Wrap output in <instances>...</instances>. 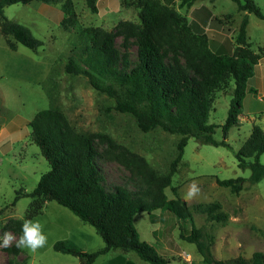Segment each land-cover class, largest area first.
I'll list each match as a JSON object with an SVG mask.
<instances>
[{
	"label": "rangeland",
	"instance_id": "obj_1",
	"mask_svg": "<svg viewBox=\"0 0 264 264\" xmlns=\"http://www.w3.org/2000/svg\"><path fill=\"white\" fill-rule=\"evenodd\" d=\"M32 0L27 3H13L4 6V16L29 28L41 41L37 48H29L17 42L12 35L4 34L0 20V234L4 223L10 219H23L31 197L22 196L14 201L16 191H31L40 175L49 165L38 146L31 140L29 121L34 114L45 108L61 110L76 131L108 134L115 142L142 155L155 169L166 172L176 153L180 135L154 128L142 132L135 119L128 113L113 109L115 97L95 89L85 74H71L65 71L69 58L84 69L83 43L79 40L82 26L101 27L113 30L120 20L139 23V0H97V11L91 12L85 0H72L78 23L63 27L60 4ZM167 8L176 11L179 27L195 39L221 33L233 47L238 26L243 16L233 0H199L191 6L180 5V0H158ZM264 14V0H253ZM206 6L212 14L211 21L204 23L202 11L193 16V10ZM246 27L247 43L260 54L248 79L245 95L241 102L237 126L228 129L225 135L227 146L197 142L190 137L184 146L178 169L172 176V186L177 187L180 197L192 181H196L200 194L188 204L218 202L219 211L227 214L224 222L206 219L205 213L193 211L194 223L212 234V253L218 259L242 255L249 257L253 251L264 252V178L250 184L245 181L238 193L215 182L220 179L248 178L250 170L237 165L235 153L249 136L253 124L264 128V19L248 13ZM213 17L214 19L213 21ZM209 19V18H208ZM217 20V21H216ZM195 24H192V22ZM208 22H212L210 25ZM123 38L116 37V46L123 52ZM129 67L137 62L135 38L129 39ZM165 62L171 57L164 45H159ZM115 94L121 97L120 89L113 85ZM233 81H226L214 90L208 122L217 125L213 134L223 139L221 125L227 116ZM96 150L95 162L107 189L125 185L133 190L129 171L120 163L104 155L109 146L99 137L93 138ZM116 152L118 148L114 149ZM264 163V153L260 155ZM168 198H174L170 187L164 189ZM32 219L44 225L48 236L46 247L36 253L20 250L16 256L6 253L0 247V264H79V258L53 249L58 241H69L86 252H95L105 243L96 230L75 216L69 209L54 200L46 201L42 211ZM133 224L142 240L167 258L170 264H207L198 254L194 243L182 239L180 226L190 229L188 220H179L166 210L151 213L138 211ZM11 231L16 236L17 234ZM18 238V236H17ZM151 264L138 257L133 250L111 248L100 253L92 264Z\"/></svg>",
	"mask_w": 264,
	"mask_h": 264
},
{
	"label": "trees",
	"instance_id": "obj_2",
	"mask_svg": "<svg viewBox=\"0 0 264 264\" xmlns=\"http://www.w3.org/2000/svg\"><path fill=\"white\" fill-rule=\"evenodd\" d=\"M29 1L32 0H0V20L4 34H10L17 42L34 49L41 45V41L25 25L7 19L3 10L5 5ZM38 1L56 3L55 0ZM196 1L199 0H180V5L191 6ZM233 1L244 12L234 47L218 32L202 39L188 35L179 27V14L158 0L138 1L139 23L120 20L113 30L94 26L80 28L78 37L83 43L85 67L80 68L69 58L65 71L85 74L95 89L114 96L113 109L132 115L142 132L160 128L180 135V138L168 171L160 172L142 155L118 144L108 134L76 131L64 113L55 107L37 111L29 121L30 138L46 159L49 169L40 175L31 191H16L14 201L22 196L32 199L23 219H32L42 211L46 201L54 200L91 225L105 243L100 250L86 252L69 241L58 240L53 244L54 250L77 256L79 264H92L100 253L111 248L133 250L140 259L151 264H170L167 258L140 238L133 224V216L138 211L151 213L160 209L172 213L179 220L190 222L188 231L180 226L179 235L195 244L205 263L264 264V252L259 250L253 251L249 257H214L211 249L214 238L204 227L195 225L193 211L205 213L208 220L221 222L226 221L227 214L218 210V202L188 204L178 195L177 187L171 185L190 137L200 143L229 147L225 135L229 128L240 123L238 114L247 81L260 58V54L247 43V14L253 13L261 19H264V14L253 0ZM85 2L91 12L97 11L96 0ZM60 9L63 27L78 23L72 0H64ZM199 11H202L204 23L211 21L212 14L206 6L193 10L192 15L198 16ZM119 35L123 38V52L115 43ZM130 38H135L137 44V62L132 67H129L127 51ZM159 45L170 51L168 62H165ZM227 80L233 81V87L227 116L221 125L224 137L217 140L213 136L217 125L208 122V114L214 90ZM113 85L120 89L121 97L115 94ZM94 137L107 141L110 149L104 155L129 171L133 190L125 185H116L112 189L105 187L95 162ZM116 148L118 152L114 150ZM263 153L264 128L253 124L249 136L235 153L238 167L250 170L248 178L215 177V182L232 193L241 191L245 181L250 184L259 182L264 178V163L259 159ZM166 187L171 188L174 198L167 197ZM23 219H8L2 230H12L19 238ZM2 249L13 256L20 251L15 245ZM128 264L134 263L128 261Z\"/></svg>",
	"mask_w": 264,
	"mask_h": 264
},
{
	"label": "clouds",
	"instance_id": "obj_3",
	"mask_svg": "<svg viewBox=\"0 0 264 264\" xmlns=\"http://www.w3.org/2000/svg\"><path fill=\"white\" fill-rule=\"evenodd\" d=\"M200 192L201 188L194 180L188 186L185 199H195ZM21 233L19 238H17L11 231H4L0 234V247L10 248L15 245L18 250H27L29 253H36L48 244V236L44 231V225L39 220L23 219Z\"/></svg>",
	"mask_w": 264,
	"mask_h": 264
},
{
	"label": "crops",
	"instance_id": "obj_4",
	"mask_svg": "<svg viewBox=\"0 0 264 264\" xmlns=\"http://www.w3.org/2000/svg\"><path fill=\"white\" fill-rule=\"evenodd\" d=\"M96 3H97V0H96ZM45 204H46V202H45Z\"/></svg>",
	"mask_w": 264,
	"mask_h": 264
}]
</instances>
